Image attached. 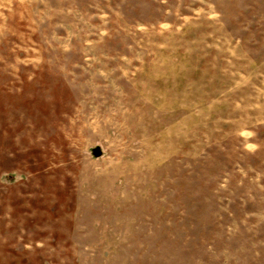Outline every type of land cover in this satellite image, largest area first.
I'll list each match as a JSON object with an SVG mask.
<instances>
[{"label":"rangeland","instance_id":"obj_1","mask_svg":"<svg viewBox=\"0 0 264 264\" xmlns=\"http://www.w3.org/2000/svg\"><path fill=\"white\" fill-rule=\"evenodd\" d=\"M0 264H264V0H0Z\"/></svg>","mask_w":264,"mask_h":264},{"label":"water","instance_id":"obj_2","mask_svg":"<svg viewBox=\"0 0 264 264\" xmlns=\"http://www.w3.org/2000/svg\"><path fill=\"white\" fill-rule=\"evenodd\" d=\"M93 154L97 156V155L100 154V151H99L98 149H94V150H93Z\"/></svg>","mask_w":264,"mask_h":264}]
</instances>
